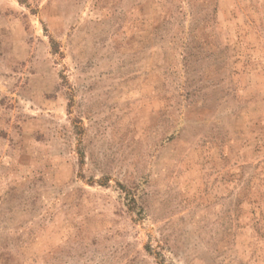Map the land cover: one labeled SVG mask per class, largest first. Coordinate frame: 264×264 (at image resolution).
Segmentation results:
<instances>
[{"label": "rangeland", "instance_id": "1", "mask_svg": "<svg viewBox=\"0 0 264 264\" xmlns=\"http://www.w3.org/2000/svg\"><path fill=\"white\" fill-rule=\"evenodd\" d=\"M0 264H264V0H0Z\"/></svg>", "mask_w": 264, "mask_h": 264}]
</instances>
